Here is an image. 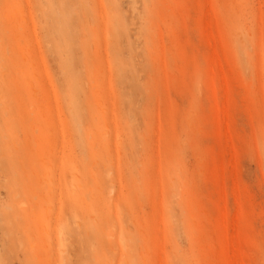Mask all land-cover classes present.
I'll return each instance as SVG.
<instances>
[{"label": "rangeland", "instance_id": "obj_1", "mask_svg": "<svg viewBox=\"0 0 264 264\" xmlns=\"http://www.w3.org/2000/svg\"><path fill=\"white\" fill-rule=\"evenodd\" d=\"M0 264H264V0H0Z\"/></svg>", "mask_w": 264, "mask_h": 264}, {"label": "bare ground", "instance_id": "obj_2", "mask_svg": "<svg viewBox=\"0 0 264 264\" xmlns=\"http://www.w3.org/2000/svg\"><path fill=\"white\" fill-rule=\"evenodd\" d=\"M87 194V193H86Z\"/></svg>", "mask_w": 264, "mask_h": 264}]
</instances>
